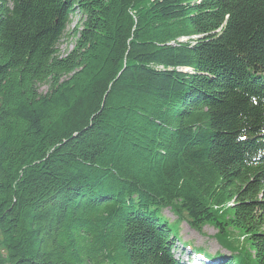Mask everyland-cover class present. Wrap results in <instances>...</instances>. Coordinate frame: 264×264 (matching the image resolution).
Segmentation results:
<instances>
[{
	"label": "trees",
	"instance_id": "1",
	"mask_svg": "<svg viewBox=\"0 0 264 264\" xmlns=\"http://www.w3.org/2000/svg\"><path fill=\"white\" fill-rule=\"evenodd\" d=\"M176 251L264 264V0H0V264Z\"/></svg>",
	"mask_w": 264,
	"mask_h": 264
},
{
	"label": "rangeland",
	"instance_id": "2",
	"mask_svg": "<svg viewBox=\"0 0 264 264\" xmlns=\"http://www.w3.org/2000/svg\"><path fill=\"white\" fill-rule=\"evenodd\" d=\"M77 20L78 16L76 14H73L71 16V22L68 25L66 32L57 44V48L60 51L61 55H64L72 46V32ZM46 90V86L40 87L41 92L44 93ZM161 216L163 219L168 221L173 233L176 234L182 242L191 244L194 249L202 248L204 249V251L210 253L211 255L216 254L217 251L228 253L226 250L221 249L220 245L218 244L216 238L214 237L216 230L212 226L206 225L200 232L193 230L186 224V222L181 221L180 219H176L175 215L169 208L162 209ZM230 236L237 240L236 244H242L246 247L245 240H243L242 237L239 236V234L231 232ZM197 251L201 252L203 250ZM179 256L183 261H185V263L193 264L194 259L192 258V256H189L187 254L179 255L178 251H176V257ZM200 261L201 260H196V262L198 263H200Z\"/></svg>",
	"mask_w": 264,
	"mask_h": 264
}]
</instances>
